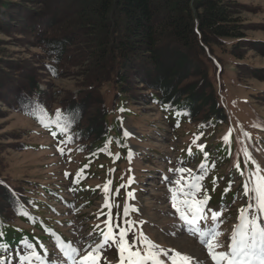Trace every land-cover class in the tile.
<instances>
[{"label": "trees", "instance_id": "16d2710c", "mask_svg": "<svg viewBox=\"0 0 264 264\" xmlns=\"http://www.w3.org/2000/svg\"><path fill=\"white\" fill-rule=\"evenodd\" d=\"M8 29L40 47L41 69L38 73L16 69L10 74L1 66L9 60L0 55V98L43 128L37 118L41 109L52 120L57 111L62 113L66 134L62 135L55 124L45 129L55 131L64 141L71 136V144L87 150L93 159L80 173L79 182L76 177L70 187L78 198L94 194L95 188L80 183L89 176L95 159L107 154L103 149L109 138L111 146L119 149L116 160L127 147L120 119H109L111 109L122 110L143 100L160 109L166 122L176 128L184 122L197 123L203 129L218 126L226 120L220 101L223 55L232 56L239 72L261 76L256 67L244 62V54L248 48L264 52V40L247 35L241 4L233 0H0V30ZM45 75L50 81L43 78ZM68 75L78 77L77 95L68 90L57 102L55 93L40 88ZM107 93L112 96L110 102ZM234 152L232 143L216 142L211 148L196 147L191 155L184 153L183 161L195 158L197 162L198 169L187 176H203L200 185L204 198H209L208 205H228L237 198L231 189L234 176L242 181L240 197L246 202L250 198L244 194L247 171L240 160L239 168L232 164L230 171L217 174L221 165L231 164ZM28 184L4 177L0 167V253L22 257L16 259L24 264H39L49 254L47 243L64 246L70 240L40 217L39 199ZM131 187L128 181L114 193L111 188L107 195L100 190L102 216L109 212L105 203H111L116 214L113 222L118 224V192L124 190L131 202L135 195ZM133 207L129 203L126 208L130 211ZM16 220L32 223L41 234H28L27 229L14 224ZM119 225L114 230L117 233L128 228L126 223ZM133 230L128 228L129 234ZM97 233L101 235L100 230Z\"/></svg>", "mask_w": 264, "mask_h": 264}, {"label": "rangeland", "instance_id": "374dc122", "mask_svg": "<svg viewBox=\"0 0 264 264\" xmlns=\"http://www.w3.org/2000/svg\"><path fill=\"white\" fill-rule=\"evenodd\" d=\"M233 1L241 4L242 17L248 27L247 35L254 40H264V0ZM21 35L18 31L0 30V55L4 60H9L1 66L10 74H14L16 69L38 73L37 69H41L38 53H42V50L26 38H20ZM223 58L224 88L220 101L225 109L226 120L218 126L210 125L204 129L198 127L197 123L189 122L176 128L166 122L160 109L143 100L122 110L111 109L109 119H120L123 129L129 133L126 136L127 147L122 149L120 158L116 160L114 156L119 149L110 146L111 156L102 154L89 166V176L80 185L95 188V192L88 194L86 198H78L70 187L77 174L84 171L85 165L93 160L87 150L76 143H65L63 137L54 136L0 98L1 173L4 177L23 182L24 185L36 184L28 186L34 189V196L39 199L37 206L40 217H45L46 221L70 240L64 246L47 243L49 254L39 264H72L64 251L68 246L81 250L83 256L85 247L101 240L102 236L97 231L106 229L108 215L102 216L105 213H101L103 196L100 190L104 189L109 180L112 193L118 190L121 183H132L135 195L131 202H128L124 190L118 192V224L135 222L132 227L134 230L127 236V240L132 243L136 239L142 255L145 254V248L139 242L141 231L159 246L157 254L162 264H172L176 251L193 258L206 256V249L191 235L195 226L180 219L172 202V190L179 187L176 181L181 179L178 169H191V173L183 174L185 179H189L187 175L192 176L198 169L195 158L183 161L184 153L201 145L211 148L216 142H225L224 137L230 133V143L234 145L235 152L231 164L221 165L217 174L230 171L232 164H237L240 160L246 167L247 182L257 164L261 168V175H264V52L248 48L244 54V62L256 67L260 77L251 76L244 70L239 72L231 55L224 54ZM43 78L49 79L46 75ZM77 81L76 75H68L53 80L48 88L44 85L40 88L47 89L48 94L55 93L54 100L58 102L64 96L62 93L68 90H73L77 95ZM106 99L109 102L112 100L110 93H107ZM59 148L63 149V155ZM246 152L251 154V160L246 158ZM124 153L130 157L129 160H125ZM233 179L231 189L237 192V198L228 205L214 207L207 204L204 211L209 219L199 221L205 231L209 227H217L222 233L219 240L224 247L217 251L228 250L229 236L239 223L241 207L245 209L249 203L255 204L251 195L247 202L240 197L242 181L236 176ZM126 187L127 185L124 188ZM203 193L204 190H200L196 199H204ZM129 203H132L136 211L130 210L124 218V210ZM209 210L222 213L215 225L210 219ZM111 213L114 218L115 209ZM261 223L264 224V215H261ZM14 224L27 229L28 234L30 231L41 234L32 223L25 220H16ZM97 226L98 229L95 228ZM114 230L117 231L116 228ZM132 250L135 251L136 248ZM124 255L126 257L127 252ZM16 258L22 257L0 253V264H24ZM99 264H121V253L115 244L104 246ZM124 264H127L126 260Z\"/></svg>", "mask_w": 264, "mask_h": 264}, {"label": "snow or ice", "instance_id": "6c2138e0", "mask_svg": "<svg viewBox=\"0 0 264 264\" xmlns=\"http://www.w3.org/2000/svg\"><path fill=\"white\" fill-rule=\"evenodd\" d=\"M41 113L42 115L37 118L42 126L50 129L55 124L60 129L62 135L67 133V127L61 123L62 113L60 111L56 112L55 120L48 117L43 112V109H41ZM52 134L55 136L57 133L53 131ZM123 135L128 136L129 133L125 131ZM196 139H199V137H196ZM71 141L72 137L67 136L65 143ZM224 141L226 144L230 143V133L224 137ZM112 142V139L109 138L105 149H103L110 156L112 155L110 151ZM199 147L202 150L203 146ZM58 150L62 155L64 154L62 148ZM189 155H191V149H189ZM245 156L248 160L252 159L251 154L248 152L245 153ZM205 157H207V154H205ZM252 162L255 163V161ZM205 167V165H201V172L205 171ZM236 167L239 168L238 163ZM178 171L181 174V179L176 181L179 187L172 190L173 206L176 208L177 213H179L181 220L195 226L191 235L197 239L203 249H206V256L193 258L189 255H183L180 251H176L172 258V264H211V262H214V264H264V224L261 223V215H264V175H261L260 166L256 165L255 171L249 174V181L244 184V194L246 196H253L255 204L249 203L247 208L240 210L239 223L229 236L228 250L225 251H217V249L224 247L223 243L219 240V237L222 235L219 229L217 227H209L205 231L199 224V221H207L209 219V216L204 211L207 199L209 198L196 199V194L201 190L200 181L203 179V176L185 179L183 174L185 172L191 173V169L181 167ZM65 175L67 176L68 174L66 173ZM80 178L81 174L78 173L76 178L77 183ZM110 185L111 180L107 182L103 189L106 195L110 192ZM132 195V193H129L130 197ZM105 207L109 208V212L107 214L108 220L105 221L106 230H101L102 239L85 247L83 249V256H81V250L71 246H68L64 250L67 258L72 261V264H99L101 250L109 241L119 249L121 264H124L125 260L127 264H162L157 254L159 246L149 240L141 231L139 233V242L145 248V254L142 255L140 248L137 247L136 239L132 243H129L127 240L129 234L128 228L133 227L135 222L130 223L125 221L128 224V228L121 229L117 233L114 231V228H119L120 225L113 222L111 213L112 204L106 202ZM131 210L136 211V209ZM209 211L211 212L210 219L213 225H215L222 213ZM128 213L129 209L125 208L124 215L127 216ZM133 248H136V250L133 251ZM125 252H127L126 257L124 255ZM78 257L79 259H77Z\"/></svg>", "mask_w": 264, "mask_h": 264}]
</instances>
